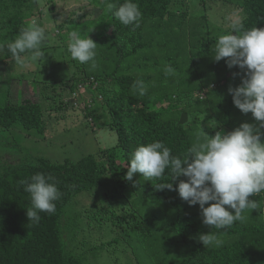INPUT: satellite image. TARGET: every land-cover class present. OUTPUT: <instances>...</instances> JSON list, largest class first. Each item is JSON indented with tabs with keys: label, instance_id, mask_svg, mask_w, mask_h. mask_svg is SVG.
Here are the masks:
<instances>
[{
	"label": "trees",
	"instance_id": "trees-1",
	"mask_svg": "<svg viewBox=\"0 0 264 264\" xmlns=\"http://www.w3.org/2000/svg\"><path fill=\"white\" fill-rule=\"evenodd\" d=\"M40 1L0 0L1 42H12L32 22L43 27L46 43L42 51L50 49L64 71L74 67L73 75L65 79L72 96L90 82L94 86L92 81H98L95 86L101 90L110 91L105 108L112 116L111 126L116 128L118 140L116 145L78 160L55 162L38 156L0 166V264H91L67 249L60 223L78 194L105 187L110 180L120 185L116 194L129 204L141 192L144 199L151 198L156 203L157 210L151 218L147 213L139 215L134 208L138 217L133 228L139 235L138 248L144 245L157 257V264H264V193L249 197L257 201L256 210H245L243 219L232 227L216 230L203 224L198 204L190 206L178 191L155 187L171 183L175 188L186 177L172 180L166 170L159 180H144L140 174L134 175L132 181L124 178L132 154L140 145L158 140L173 155L183 157L191 146L203 142L205 133L211 137L217 131L230 132L245 122L259 124L251 113L243 114L233 104L228 89L241 84L246 69H230L227 58L214 60L215 41L224 33L213 31L209 14L195 12L191 0H134L142 13L139 26L134 27L121 24L107 10L108 2L119 5L124 0H87L88 6L73 11L63 21L64 13L57 11V0H47L51 3L50 7L46 3L47 10ZM237 1L244 28H264V0ZM47 13L53 14L55 20L61 18L56 37L62 40L58 43L51 42L50 30L44 27L42 19ZM231 30L229 27L226 31L229 34ZM73 31L82 38L88 35L97 44L92 61L81 64L71 58L67 46ZM5 48L6 57H13ZM108 62L114 69L108 68ZM165 65H171L173 75L165 76ZM137 81H143L144 95L135 88ZM50 96L41 99L50 101ZM13 101L0 106L2 128L22 123L43 134L47 131L40 101L33 97ZM53 101L58 102L53 109L68 107L66 100ZM96 110L94 105L86 106V116L94 115ZM184 112L189 119L180 124ZM214 122H218L217 127ZM261 132L264 140V129ZM37 173L53 177L62 195L55 202L53 214L41 212L39 223H32L26 215L31 198L21 181H30ZM96 213V218L102 215ZM106 214L107 220L113 217L114 227L115 217L121 225L127 222L129 226L126 217L115 212ZM211 231L216 240L204 246L199 235Z\"/></svg>",
	"mask_w": 264,
	"mask_h": 264
},
{
	"label": "clouds",
	"instance_id": "clouds-1",
	"mask_svg": "<svg viewBox=\"0 0 264 264\" xmlns=\"http://www.w3.org/2000/svg\"><path fill=\"white\" fill-rule=\"evenodd\" d=\"M106 7L121 24L139 26L142 13L134 0H124L119 5L108 2ZM231 29L229 34L216 39L214 60L218 62L227 58L230 69L234 66L246 69L241 84L228 91L234 106L243 114L251 113L259 124L245 122L230 132L217 131L211 137L205 133L203 142L195 143L183 157L173 155L171 149L158 140L140 145L133 152L124 177L132 181L134 175L140 174L144 180H159L165 176L166 170L172 180L186 177V180H179L175 188L171 183L155 187L178 191L180 198L190 206L198 204L203 224L216 230L232 227L243 219L245 210H256L257 201L249 197L264 193V140L261 132L264 129V28L245 29L243 23L236 20ZM45 43L44 28L32 22L22 28L6 47L13 58L23 64L22 54H28L32 62L43 58ZM96 46L88 35L82 38L73 31L67 51L73 60L86 64L94 59ZM164 74H174L171 65H165ZM135 88L140 95L145 94L143 81H137ZM80 89L74 94V100ZM86 106L89 105H84L85 114ZM21 183L31 198V207L26 210L30 222L39 223L41 212H55V202L62 193L53 177L37 173L30 181ZM199 240L209 246L216 240V235L212 231L202 233Z\"/></svg>",
	"mask_w": 264,
	"mask_h": 264
},
{
	"label": "rangeland",
	"instance_id": "rangeland-1",
	"mask_svg": "<svg viewBox=\"0 0 264 264\" xmlns=\"http://www.w3.org/2000/svg\"><path fill=\"white\" fill-rule=\"evenodd\" d=\"M46 3L50 7L51 3L47 0L40 1L42 8H45ZM55 3L57 11L64 13L62 21L73 11L84 5L88 6L87 0H57ZM191 4L195 12L209 14L215 33L222 31L228 34L226 30L231 27L232 22L243 18L237 0H206V3L191 0ZM87 12L90 11L87 9ZM59 19L55 20L51 13H47L42 19L44 27L50 30L52 43L62 40L56 37L57 24L61 22V18ZM5 44L0 40V45H3L0 47V106L12 99L13 102H22L23 98L33 97L43 104L48 128L43 134L36 129L26 128L22 123L9 128L0 126V166L28 161L38 156L48 157L55 162L78 160L84 155L116 145L118 132L111 126L112 116L105 108L109 90H101L96 87L99 82L92 81L94 86L90 82L81 88L74 100L69 81L65 80L73 75L74 67L69 66L64 71L50 49L44 50V57L37 62H32L28 54H23L24 63L20 64L13 57H6ZM65 55L67 56L66 51ZM107 66L114 69L109 62ZM48 95H51L50 101L41 99ZM53 95H56L55 98ZM53 99L66 100L68 107L63 110L53 109V105L58 103ZM85 104L97 107L94 115L86 116ZM214 124L217 127L218 122ZM110 181L105 187L78 194L66 208L60 226L67 249L91 264H157V257L146 251L144 245L138 248L139 235H135L136 229L133 228L138 217L134 208L139 215L147 213L151 218L157 210L156 203L150 197L149 200L144 199L141 192L129 204L126 198L116 194L120 185ZM123 207L126 208L125 211ZM97 211L102 215L99 214L96 218ZM106 212L126 217L130 221L129 226L127 222L121 225L115 217L114 227L113 217L107 220ZM126 228L131 230L124 231Z\"/></svg>",
	"mask_w": 264,
	"mask_h": 264
},
{
	"label": "water",
	"instance_id": "water-1",
	"mask_svg": "<svg viewBox=\"0 0 264 264\" xmlns=\"http://www.w3.org/2000/svg\"><path fill=\"white\" fill-rule=\"evenodd\" d=\"M188 119H189L188 113L184 112L181 115V119H180L179 123L180 124H185L188 121Z\"/></svg>",
	"mask_w": 264,
	"mask_h": 264
}]
</instances>
